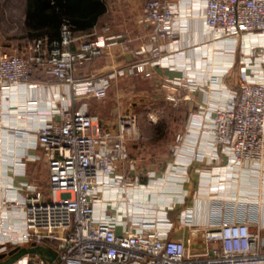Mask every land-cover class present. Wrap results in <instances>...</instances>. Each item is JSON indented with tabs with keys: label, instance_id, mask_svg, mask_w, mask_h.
<instances>
[{
	"label": "crops",
	"instance_id": "0c3cea01",
	"mask_svg": "<svg viewBox=\"0 0 264 264\" xmlns=\"http://www.w3.org/2000/svg\"><path fill=\"white\" fill-rule=\"evenodd\" d=\"M102 1V10L100 6L85 8L90 12L74 17L77 23L71 30L69 47L75 49L83 36H107L101 53L83 56L72 74L78 78L107 74L140 59H146L145 68L155 70L149 76L124 71L108 77L106 92L100 98L109 106L105 116L95 113L106 128L112 129L115 114L129 107L130 101L144 99L151 94L149 90L160 89L163 96L160 80L164 76H188L197 86L177 99L184 112L182 123L174 131L180 137L174 139L171 148L164 145L161 152L152 146L157 140L154 133L144 134L139 128L134 110L136 129L125 139L126 157L114 161L113 172L105 176L108 183L94 185L92 215L114 218L116 230L127 223L135 229L142 221H153V226H164L168 236L180 239L186 250L195 251L204 244L202 229L218 218L210 211L219 208L220 217L245 218L249 228L256 227L259 247L264 249V147L260 162L231 164L211 145L205 128L213 105L235 92L244 79L264 81V34L250 30L235 38L211 37L201 20L202 0H167L174 10L172 33L154 40L150 38L153 25L141 13L143 0ZM23 4L24 0L8 2L12 7L8 11L15 18H5L8 22L0 32L14 39L5 44L11 51L23 52L28 37L45 33L42 25L24 26ZM154 42L159 46L155 52L149 49ZM153 59L157 61L152 63ZM67 93L66 82L38 64L25 81L5 90L0 195L21 196V190L12 186L5 189L8 182L30 180L43 186L46 165L39 148L33 145L35 126L48 116L58 118L59 105L65 99L59 94ZM90 96L74 95L73 104L84 102L94 114ZM14 125L20 129L7 128Z\"/></svg>",
	"mask_w": 264,
	"mask_h": 264
},
{
	"label": "built area",
	"instance_id": "2783aa9c",
	"mask_svg": "<svg viewBox=\"0 0 264 264\" xmlns=\"http://www.w3.org/2000/svg\"><path fill=\"white\" fill-rule=\"evenodd\" d=\"M202 7L201 20L211 37L235 38L250 30L264 34V0H202ZM141 13L153 25L151 39L171 35L174 10L167 0H143ZM106 36L80 37L74 49L69 47L72 31L62 22L58 39L31 37L23 52L0 47V129L6 128L2 115L5 90L25 81L36 64L66 82L68 88L67 95L59 94L65 99L59 105L58 118L48 116L35 126L33 145L46 165L43 186L30 180L8 182L5 189L12 186L21 190V196L0 195V251L39 243L50 247L54 255L47 259L24 252L6 264H264L258 229L249 228L245 218L220 217L219 208L210 211L218 218L202 229L204 244L195 251L186 250L180 239L168 236L167 228L153 226V221H142L135 229L127 223L116 230L114 218L92 215L94 185L108 183L105 176L113 172L114 161L126 157L125 139L135 133L137 116L133 109H123L115 114L109 129L84 102L74 105L73 97L103 96L107 79L114 73L143 72L149 76L155 72L144 67L146 59H140L107 74L75 77L72 70L76 62L83 56L100 54ZM149 49L157 51L158 43ZM160 85L164 97L175 101L193 90L197 82L172 74L164 76ZM7 128L20 129L16 125ZM205 128L211 145L225 162H260L264 81L244 79L235 92L213 105ZM179 137L176 132L175 138ZM44 190L48 196H43Z\"/></svg>",
	"mask_w": 264,
	"mask_h": 264
},
{
	"label": "rangeland",
	"instance_id": "374dc122",
	"mask_svg": "<svg viewBox=\"0 0 264 264\" xmlns=\"http://www.w3.org/2000/svg\"><path fill=\"white\" fill-rule=\"evenodd\" d=\"M9 1L10 0H7V1L0 0V32L2 30L3 25L5 23L7 24L8 22L6 21L5 18L13 17L11 15L13 14V12L9 13L8 11L12 8L8 5ZM15 21L16 20H14V22H12L11 24L12 25L16 24ZM11 40L14 41L13 38L4 37L0 34V47L9 48V46H5V44L9 45V43L7 42ZM25 44L26 43H24V45ZM25 47L22 48L23 51H27ZM151 91L152 90L148 91V93H151V94L144 95L145 96L144 99H139L138 102L130 101L129 102L130 106L129 107L126 106L124 109H128V108L132 109L134 107L133 110H136V112L138 113L139 128L143 130L144 134H147V132L148 133L154 132L152 131L153 129L151 127L152 123L159 122V123L165 124L166 128L169 130L165 132V135L163 138H158L152 143L153 144L152 146L156 147L157 150L161 152V149L164 147V145H165V148H168V147L171 148L173 142L175 141L174 139H176L175 138L176 132L174 131L182 123L183 118H184V112H183V108L179 105L178 100L171 101V100L166 99L164 95L162 96L160 89L153 90L152 92ZM99 98L100 97L90 96L91 100L89 99L91 102L90 107L93 109L94 114L96 113L98 117L99 115L105 116V113L107 111L106 107L109 106V104H107V101L103 102V100ZM98 120L100 119L98 118ZM48 195L49 194L46 190L45 196H48Z\"/></svg>",
	"mask_w": 264,
	"mask_h": 264
},
{
	"label": "trees",
	"instance_id": "16d2710c",
	"mask_svg": "<svg viewBox=\"0 0 264 264\" xmlns=\"http://www.w3.org/2000/svg\"><path fill=\"white\" fill-rule=\"evenodd\" d=\"M83 5H80V4ZM84 6V7H82ZM100 10L104 7L102 0H24V26H43L42 33L46 40L58 39L59 30L62 22H67L70 30L73 29L77 23L75 16H80L94 7ZM83 9L84 11L82 12ZM76 21V22H75ZM29 32V31H28ZM37 37V36H33ZM31 38V37H28ZM152 131H154L155 138H163L165 135V124L152 123ZM162 140V139H161ZM10 248V247H8ZM7 248V249H8Z\"/></svg>",
	"mask_w": 264,
	"mask_h": 264
},
{
	"label": "water",
	"instance_id": "95a60500",
	"mask_svg": "<svg viewBox=\"0 0 264 264\" xmlns=\"http://www.w3.org/2000/svg\"><path fill=\"white\" fill-rule=\"evenodd\" d=\"M24 252H35L47 259H50L54 255V251L50 247L43 244L31 243L27 245H14L7 250L0 251V264L9 263Z\"/></svg>",
	"mask_w": 264,
	"mask_h": 264
},
{
	"label": "flooded vegetation",
	"instance_id": "af4514ba",
	"mask_svg": "<svg viewBox=\"0 0 264 264\" xmlns=\"http://www.w3.org/2000/svg\"><path fill=\"white\" fill-rule=\"evenodd\" d=\"M5 250H7V248Z\"/></svg>",
	"mask_w": 264,
	"mask_h": 264
}]
</instances>
